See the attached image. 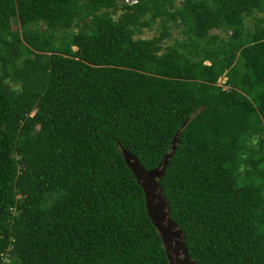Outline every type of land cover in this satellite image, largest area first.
I'll return each mask as SVG.
<instances>
[{
	"label": "trees",
	"instance_id": "16d2710c",
	"mask_svg": "<svg viewBox=\"0 0 264 264\" xmlns=\"http://www.w3.org/2000/svg\"><path fill=\"white\" fill-rule=\"evenodd\" d=\"M126 152L194 264H264V0H0V264H172Z\"/></svg>",
	"mask_w": 264,
	"mask_h": 264
},
{
	"label": "rangeland",
	"instance_id": "374dc122",
	"mask_svg": "<svg viewBox=\"0 0 264 264\" xmlns=\"http://www.w3.org/2000/svg\"><path fill=\"white\" fill-rule=\"evenodd\" d=\"M118 16V14H117ZM248 26H252V21L247 22ZM172 38H181L182 35L179 29H173ZM213 33H219V31H213ZM159 34V28L154 25L151 28H141V30L135 35V38L151 39ZM172 41H168L170 43ZM226 81V77H221L218 84L222 85ZM127 157V161L132 165L133 169L137 173L139 182L142 184L146 191L147 201L149 202L148 211L153 217V220L157 226V229L164 240V247L167 250L169 259L172 264H194L189 257L185 254L184 247L182 245L181 233L172 223L168 216V212L158 186V179L160 177V169L155 171L146 172L137 166L136 162L131 157Z\"/></svg>",
	"mask_w": 264,
	"mask_h": 264
},
{
	"label": "water",
	"instance_id": "95a60500",
	"mask_svg": "<svg viewBox=\"0 0 264 264\" xmlns=\"http://www.w3.org/2000/svg\"><path fill=\"white\" fill-rule=\"evenodd\" d=\"M126 154H127V156L128 157H131V158H133V160L136 162V164H137V166H139L140 167V165H139V163L136 161V159L131 155V154H129L128 152H126ZM126 159H127V157H126ZM128 162V161H127ZM128 165H129V167L131 168V170L133 171V173H134V175H135V177L138 179V177H137V173L135 172V170L133 169V167H132V165L128 162ZM141 168V167H140ZM142 169V168H141ZM143 170V169H142ZM138 181H139V179H138ZM161 192V191H160ZM145 193H146V191H145ZM162 194V193H161ZM146 197H147V195H146ZM148 206H149V202L147 201V210H148ZM148 213H149V211H148ZM149 215H150V213H149ZM150 217L152 218V220H153V217L150 215ZM153 222H154V220H153ZM174 224V223H173ZM175 225V224H174ZM163 243H164V240H163ZM182 245H183V243H182ZM183 247H184V245H183ZM184 250H185V254L187 255V252H186V249H185V247H184ZM187 257H188V255H187Z\"/></svg>",
	"mask_w": 264,
	"mask_h": 264
}]
</instances>
